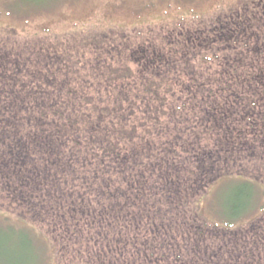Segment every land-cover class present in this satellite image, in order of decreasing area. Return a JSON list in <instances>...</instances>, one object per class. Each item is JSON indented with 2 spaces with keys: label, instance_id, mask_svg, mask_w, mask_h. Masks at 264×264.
<instances>
[{
  "label": "rangeland",
  "instance_id": "rangeland-1",
  "mask_svg": "<svg viewBox=\"0 0 264 264\" xmlns=\"http://www.w3.org/2000/svg\"><path fill=\"white\" fill-rule=\"evenodd\" d=\"M261 7L264 0H0V85L15 97L0 112L19 113L28 134L21 150L0 152V240L15 259L34 264L29 229L42 255L35 264H264V139L254 119L236 116L238 98L233 107L220 94L205 110L190 101L200 71L217 68L209 62L218 51L197 32L231 27ZM15 68L27 85L12 86ZM36 99L55 104L43 113ZM239 147L246 153L236 155ZM196 150L215 159L199 167ZM228 150L236 162L225 161ZM244 177L260 185L225 228ZM136 213L147 216L139 222Z\"/></svg>",
  "mask_w": 264,
  "mask_h": 264
},
{
  "label": "trees",
  "instance_id": "trees-1",
  "mask_svg": "<svg viewBox=\"0 0 264 264\" xmlns=\"http://www.w3.org/2000/svg\"><path fill=\"white\" fill-rule=\"evenodd\" d=\"M262 8L263 7L256 8L254 12L244 11L247 12L243 14L245 15V17L241 16L238 23L231 24V27L227 26V24L223 22H220L215 26H210L207 29L202 28L200 31L197 32V34L200 33V36L198 38L202 39V37H207V42H209V47L215 49V52L218 51V55H217L218 57L217 58L211 57L209 62L210 65L216 63L217 68H215L213 71H210V69L212 68L208 69L207 72L206 69L203 72L200 71V75L204 78V81L201 79L199 75V78H197L195 86L192 88L190 101L193 102L192 108L198 106L197 105L198 103H201L199 104L200 107L198 106L199 107L198 109L200 110H203L205 105H207L209 101H212L214 97H218L221 95L222 98L225 99L230 98L229 100H234L232 104L233 107L236 106V103L243 101L244 102L243 106L239 104L240 106L234 109L236 116L240 119H246V117H249L251 120L254 119V128L255 129L257 128L258 130L256 135H259L260 136L259 138L264 139V106L260 107V101L263 100L264 103V19H263L264 8L263 9ZM238 15H240V13H238ZM16 66H18L17 63ZM13 72H16L17 76L13 78L12 86L13 85L15 86L16 84L22 86L27 85L25 81H21V83L17 82V79L20 78L21 76L18 75V68L13 69ZM196 73L197 70H192V74H196ZM36 84L39 85L38 82ZM5 97H9V95L5 91H3V89H1V85H0V104L7 102L8 100H9L8 102L11 103L12 100L15 101V97H13V95H10L11 98L9 97L8 99ZM22 98L27 100V96L22 95ZM252 102H254L253 112H251ZM36 103L38 104L37 111H42V112L45 111L46 108H52V106L55 104V103H51L47 107L46 104H43L41 102L37 101ZM1 110L3 111L4 109L1 108ZM17 114L16 115L8 114V116L5 115L4 117H2L3 113L0 112V136H1L0 145H5V147L9 146V149H4V150L0 149V152H4V153L6 152L8 153L10 151L12 152L14 150V145H16L17 147L16 149L21 150L23 148V145L25 143L26 144L28 143V137H27L28 134L26 132H22V129L19 127L20 118L17 117ZM42 119H44V115ZM52 121L53 122H51L49 119H46V121L43 122V125H46L47 122H51V125H53L55 121L54 120ZM3 122L5 123V127L1 126V123ZM10 126L16 128L17 131L16 134H14L15 132L8 133V130H6V128ZM27 127H30V125H28ZM258 143H260V141H258ZM26 147L28 150H30L29 146ZM239 148L242 150L234 151L236 152V155H240V153L243 152L246 153V150H244V148L242 147ZM228 151L231 152V150ZM217 152L220 155V160H222L221 157L222 151L218 149ZM236 155L233 153L232 155L226 156L225 161L236 162L235 159L236 157H238ZM196 156L200 162V164H198L199 167L202 166V164L207 165L208 164L207 160H210L212 163V161L215 159L214 154L209 153L207 158H205L204 155L203 154L201 155L200 151L197 150H196ZM259 163L263 166L264 158H262V160ZM207 173L209 172L205 170L201 172L199 176L203 177V175L205 176ZM199 176L196 174V178L198 177L197 178L198 184H200V182L202 181L199 180ZM144 178L145 177H142L143 180ZM140 181L141 179H139V182ZM243 182L246 183L247 185H244L241 188L238 187L239 191H237L236 192L237 194H235V196L237 197L235 198L236 202L233 199L234 203L232 204V206L229 207L227 212L226 211L223 212L226 217V221H224L223 224L225 228L232 227L231 225H233V223L244 213V211L248 209V207L251 204L250 201L253 197V194H255V189H257L260 185L259 182L250 180L249 178H245ZM199 186H200L199 188L203 187L201 185ZM239 193L243 197H241ZM183 195H184L183 201L184 200L186 201L183 202V204L186 205L190 201L189 198L185 195V193H183ZM131 203L129 204L126 202V205L133 206V203L132 204ZM213 204L214 206L218 207V204L216 203ZM240 206L244 210L238 213L234 212V209L240 208ZM184 209L187 210L186 208H183V210ZM187 213L188 211H186L185 214L186 216ZM192 213L196 214L197 212H192ZM135 215L137 216L139 222H142L143 219L146 218L147 216L146 214H145L146 216L144 217L143 215L140 216L139 213H136ZM180 221L182 223L189 222L188 220H184V219L182 220V218H180ZM2 225L3 227H6V229H8L7 227H9V229L16 230V233L18 232V234L19 233L21 234V232H23L26 229L8 223H6V225L4 224ZM183 226L186 227L185 224H183ZM26 230L30 234V235L28 234L29 236L27 237L28 238L30 237L32 241L31 244L33 245V249H34L33 253H34V264H35V260L39 259L42 255L39 252H37L34 235L31 234L29 229ZM27 243L26 241L20 243L22 246V250L25 253H27L26 248L28 247L27 245L29 244ZM0 248H1L0 264H18L13 261V259H15L13 256L14 247L6 249L5 245H3L2 240H0ZM28 250L29 252H31V249L29 247ZM9 251L11 252L9 253ZM26 258L28 259V256ZM16 259L20 260L19 264L28 263V261L26 262L24 258L21 257V255H19ZM46 263L47 262H45V264Z\"/></svg>",
  "mask_w": 264,
  "mask_h": 264
}]
</instances>
